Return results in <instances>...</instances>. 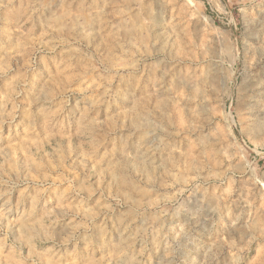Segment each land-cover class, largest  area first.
I'll return each mask as SVG.
<instances>
[{"label":"rangeland","instance_id":"obj_1","mask_svg":"<svg viewBox=\"0 0 264 264\" xmlns=\"http://www.w3.org/2000/svg\"><path fill=\"white\" fill-rule=\"evenodd\" d=\"M0 264H264V0H0Z\"/></svg>","mask_w":264,"mask_h":264}]
</instances>
